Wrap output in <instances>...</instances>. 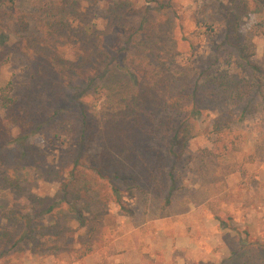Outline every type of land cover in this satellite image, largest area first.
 I'll return each mask as SVG.
<instances>
[{
	"label": "rangeland",
	"instance_id": "374dc122",
	"mask_svg": "<svg viewBox=\"0 0 264 264\" xmlns=\"http://www.w3.org/2000/svg\"><path fill=\"white\" fill-rule=\"evenodd\" d=\"M87 1H83L63 52L72 60L88 57L96 50V36L111 25L109 7L119 0H100L95 7L88 6ZM126 1L131 4L123 21L126 27L138 32L143 21L144 27L150 22L156 24L151 25L153 38L148 42L152 51L164 48L173 28L176 47L168 53L172 63L167 66L176 74L182 73L194 81L211 65L214 59L210 58L216 54L219 62L215 67L219 71L228 69L240 77L245 75L236 66L234 55L222 51L223 35L217 19L219 5L227 0H155L170 3L165 12L156 11L159 6L151 0ZM259 1L249 0L253 3L251 9L260 11L243 18L240 38L249 46L252 62L264 71V4L258 5ZM42 3L19 0L15 18L24 13L34 14ZM169 14L174 19L171 27L165 25ZM5 17H0V28L8 30L1 38L7 40L10 49L9 56L0 62V123L17 135L16 117L27 113L25 95L31 79L29 64L17 51V45L21 38L37 33L38 29L31 21L30 30L21 32L15 18L8 13ZM209 28L215 30L213 34L208 33ZM126 40L127 37L122 38ZM106 44L112 47L109 40ZM145 58L144 65L149 63ZM44 92L41 99L35 98L37 103L51 99V92ZM103 98L89 96L84 102L100 109ZM11 100H17L18 114L6 109ZM28 103L33 113L40 112L39 103ZM203 105L199 119L203 134L190 141L178 164V190L171 203L167 205L161 194L126 187L122 203H118L104 180L75 200L84 213V225L72 214L62 215L66 201L60 180L68 173L69 155L77 150L67 133L42 130L33 134L29 141L40 158L31 162L22 163L19 151L10 146L6 153L11 162L0 163V237L16 231L14 213L29 215L43 203L53 202L57 204L55 215L46 217L44 222L50 226L59 221L56 232L60 238L48 239L50 245L44 248L22 242L15 253L3 254L0 264H221L230 257L236 239L264 244V106L260 105L244 122L233 124L227 111L236 108L230 102L213 96ZM227 122L230 128L215 131L216 124ZM163 140L160 133L145 138L152 154L143 159L155 162L165 155ZM105 144L104 135H97L94 154H100ZM86 165H80V169L94 175ZM164 168L157 171L164 174L170 170L169 165ZM3 252L0 244V254Z\"/></svg>",
	"mask_w": 264,
	"mask_h": 264
},
{
	"label": "trees",
	"instance_id": "16d2710c",
	"mask_svg": "<svg viewBox=\"0 0 264 264\" xmlns=\"http://www.w3.org/2000/svg\"><path fill=\"white\" fill-rule=\"evenodd\" d=\"M18 1L0 0V17L6 19L8 13L14 19ZM42 1L44 3L34 14L24 13L14 20L21 32L30 30L31 21L38 31L21 38L17 45V51L31 70L25 95L27 113L18 114L17 100H11L6 105L11 114H18L19 133L14 135L13 129L0 123V163L11 162L6 152L12 145L19 151L22 163L40 158V153L29 141L31 136L42 130L66 132L77 145V150L69 155L68 173L60 180V191L66 201L62 215L72 214L82 225L86 219L75 200L82 198L83 192L100 186L97 182L104 180L118 203H122L125 187L136 188L142 193L161 194L167 205L171 203L178 190V164L190 141L203 134L199 119L206 99L217 96L224 103L234 105L236 109L227 111L233 124L244 122L258 111L260 105L264 106V71L252 62L253 54L240 38L243 18L260 11L251 9L253 3L249 0H227L226 4L219 5L217 19L223 35L222 51L234 55L236 66L245 75L240 77L228 69L219 71L215 67L219 59L213 54L211 65L194 81L182 73L176 74L167 66L172 63L168 53H173L176 47L173 28L164 48L154 52L148 43L153 38L151 25H156L154 22L146 27V23L142 22L138 41L136 35L139 31L123 24L131 10L130 2L119 0L110 5L108 17L111 25L109 30L96 36V50L88 57L72 60L66 58L63 52L83 1L87 0ZM92 1H87L88 6L95 7L100 0ZM151 2L156 6L158 4L156 11L159 12L170 8V3ZM261 3L263 5L264 0L258 5ZM173 22V16L169 14L165 25L171 27ZM6 30L0 28V62L9 56L7 40L1 38ZM128 30L130 34H127ZM213 31L209 28L208 33L213 34ZM125 37L127 40L122 41ZM104 38L111 42L112 47L106 44ZM145 57L149 60L146 65ZM45 90L51 92V99L40 103L38 100L39 105L35 98L41 99ZM89 96L104 97L100 109L84 102ZM31 101L40 106V112L31 111L28 106ZM230 125L229 122L226 125L216 124L215 131L225 126L230 128ZM159 133L166 145L165 155L155 162L143 159V156L152 154L145 138ZM97 135H104L106 144L100 154L95 155ZM83 164H87L94 175L83 172L80 169ZM166 165L170 166L168 172L162 174L157 171H164ZM56 209L57 204L52 202L43 203L29 215L14 213L16 231L1 235L0 244L4 252L0 257L15 253L22 242H33L36 247L44 248L49 244L48 239H59L60 235L56 232L59 221L50 226L44 222L46 217L55 215ZM222 225L226 227L224 223ZM234 241L230 257L221 264H264L263 243H248L241 238Z\"/></svg>",
	"mask_w": 264,
	"mask_h": 264
}]
</instances>
